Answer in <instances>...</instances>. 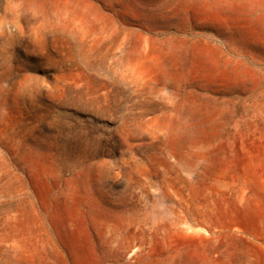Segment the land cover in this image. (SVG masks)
<instances>
[{"label":"rangeland","instance_id":"obj_1","mask_svg":"<svg viewBox=\"0 0 264 264\" xmlns=\"http://www.w3.org/2000/svg\"><path fill=\"white\" fill-rule=\"evenodd\" d=\"M163 1L82 0L88 17L0 0V264H146L175 247L264 264V0L151 11ZM172 106L211 119L205 150L186 138L164 155L153 124L180 121ZM207 151L226 187L197 172ZM78 179L120 227L75 211Z\"/></svg>","mask_w":264,"mask_h":264},{"label":"bare ground","instance_id":"obj_2","mask_svg":"<svg viewBox=\"0 0 264 264\" xmlns=\"http://www.w3.org/2000/svg\"><path fill=\"white\" fill-rule=\"evenodd\" d=\"M174 2L176 3V0H165L160 4H157L158 3L157 2L156 5H154L153 2L154 6L151 8V11L159 12V10L165 9ZM58 10L67 15H71L73 11L78 10L86 14L88 17H93L92 10H96V8L94 6L93 9H91V7H89L84 2H82V0H61V6ZM14 27L16 30L18 29V26H14ZM144 52H147L148 60L154 65L158 66V68H161V70L165 73L164 75H166L167 79H171L168 77L174 75L173 65L171 61L166 57L160 56L159 53H157L156 51L144 50ZM142 75L145 77V79H150L151 77L150 73L147 71L143 72ZM167 99H168V103L173 104L175 101L174 93L168 92ZM170 112L173 113V115L177 114L178 117L180 116L179 118L180 121H178L177 123L156 122L153 124L156 131L163 138L162 151L164 152V155L171 157L174 156L175 152L178 149L182 148L186 138L188 140H193V141L195 140V143L197 144V146H199V149L205 150L206 139L210 136V131H211V119H209L206 116H203L202 114H200L199 111L193 109V107H188V106H184V107L172 106ZM211 154H212L211 152L207 151L205 153H201L193 157V161H195L197 172L199 171L201 173H204L211 178V185L209 187L211 186L226 187L228 184L227 181L223 180V172L220 171L216 163V157L211 156ZM32 155L33 154H28V157L31 158ZM209 187L207 186V188ZM73 191L75 197L74 209L76 212L81 213V211L84 210L95 224L102 226L107 230L110 227L118 228L122 225L123 222L121 219H119L118 213L115 210H113L111 207L94 199L90 192V189L88 188V186L84 184L82 180L78 179L75 182ZM14 240L15 239H12V242H15ZM198 263L213 264L212 260L204 255L199 256L197 260H194L181 253L178 250V248L175 247L172 248L171 255H167L162 259L159 258L152 259L149 263L146 264H198Z\"/></svg>","mask_w":264,"mask_h":264}]
</instances>
